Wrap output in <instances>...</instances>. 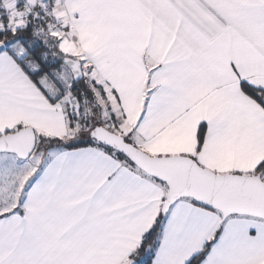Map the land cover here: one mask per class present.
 I'll return each instance as SVG.
<instances>
[{
  "label": "snow or ice",
  "instance_id": "snow-or-ice-1",
  "mask_svg": "<svg viewBox=\"0 0 264 264\" xmlns=\"http://www.w3.org/2000/svg\"><path fill=\"white\" fill-rule=\"evenodd\" d=\"M0 264H264V0H0Z\"/></svg>",
  "mask_w": 264,
  "mask_h": 264
}]
</instances>
